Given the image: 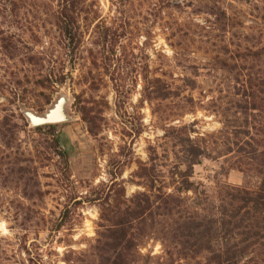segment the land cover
<instances>
[{"label":"rangeland","instance_id":"rangeland-1","mask_svg":"<svg viewBox=\"0 0 264 264\" xmlns=\"http://www.w3.org/2000/svg\"><path fill=\"white\" fill-rule=\"evenodd\" d=\"M101 2L105 15L116 13L110 0ZM154 2L120 5V22L131 30L121 39L127 51L120 48L112 60L107 51L96 60L88 51L61 84L46 77L47 62H29L43 46L67 58L57 37L53 47L33 31L53 25L42 26L25 7L6 16L0 2V29L10 24L27 31L23 52L14 56L0 33V264H97L102 253L94 243L109 224L104 216L150 191L136 174L140 164L155 170L156 189L176 190L185 178L197 186L183 191L192 212L209 206L207 196L218 195L225 183H261L257 171L245 170L234 156L233 137L220 130L245 119L235 102L242 97L235 92L239 71L253 65L264 74V55L244 59L264 46V0ZM171 41L181 43L179 53ZM156 83L163 91L153 97ZM62 93L71 96L73 118L54 127L32 124L23 108L44 112ZM191 139L205 152L198 163L187 161ZM160 218L156 226L149 218L134 228L139 244L130 264L205 261L206 252L184 255L182 243L173 241L172 219Z\"/></svg>","mask_w":264,"mask_h":264},{"label":"trees","instance_id":"trees-1","mask_svg":"<svg viewBox=\"0 0 264 264\" xmlns=\"http://www.w3.org/2000/svg\"><path fill=\"white\" fill-rule=\"evenodd\" d=\"M110 1L116 13L105 15L101 0H0L4 2L6 10L3 14L6 16L14 17L25 7L28 13L35 11L36 19L41 21L42 26L53 25L44 32L40 28L42 33L35 29L33 31L38 38H41V34L48 37L53 47L57 37L67 58L64 59L62 55L50 52L43 46L35 53H30L29 62L41 63L44 67L47 62L52 69L46 77L60 84L73 73L78 63L82 64L88 51L94 59L107 51L109 53H105V57L109 60L114 59L120 48L127 51V45L121 39L131 30L128 28L129 24H121L124 14L122 16L119 13L123 12L120 5L132 0ZM93 24V37L90 39V35L87 38V33ZM0 33L6 51L12 56L23 52L20 40L27 33L23 25H19L17 29V26L9 24L6 28H1ZM170 44L179 53L181 43L171 41ZM247 55L244 58L246 61L262 57L264 46ZM233 59L237 63L238 56H233ZM253 67H249L247 72L239 71L237 76L240 86L235 92L242 97L235 102L239 113L245 118L243 123L234 127V124L225 122L220 133L233 137L231 147L234 156L243 163L245 170L257 171L261 177L259 186L225 183L218 195L211 199L207 196L209 206L192 212L188 204L190 196L184 195L183 191H196L197 186H191L190 180L185 178L176 190L167 191L165 186L156 189L155 181L158 178L155 170L153 172L146 164H140L136 174L146 178L143 183L149 186L150 191L135 193L124 211L104 216L109 224L106 230L100 231L97 242L94 243L102 253L97 264H130L131 250L139 244V236L134 228L145 224V220L149 218L156 226L160 216L172 219L175 224H171L170 228L174 233L173 241L182 243L184 255L189 256L191 252L207 253L205 261L200 259V264H264V74L260 75ZM160 81L161 78L157 77L156 82ZM162 91V87L156 83L152 89L153 97L161 96ZM44 125L54 127L56 123ZM190 141L192 144L187 148V161L198 163L201 161L200 155L205 152H202L195 139ZM55 147L66 160L67 152L60 146L58 139Z\"/></svg>","mask_w":264,"mask_h":264},{"label":"water","instance_id":"water-1","mask_svg":"<svg viewBox=\"0 0 264 264\" xmlns=\"http://www.w3.org/2000/svg\"><path fill=\"white\" fill-rule=\"evenodd\" d=\"M70 100L71 96L68 93H62L44 112H38L29 107H24L23 111L34 125L66 121L73 118L69 110Z\"/></svg>","mask_w":264,"mask_h":264}]
</instances>
